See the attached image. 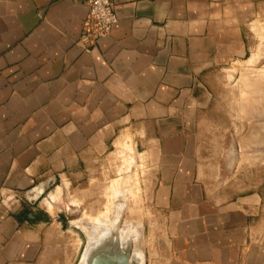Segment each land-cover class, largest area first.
Listing matches in <instances>:
<instances>
[{
	"label": "crops",
	"instance_id": "obj_1",
	"mask_svg": "<svg viewBox=\"0 0 264 264\" xmlns=\"http://www.w3.org/2000/svg\"><path fill=\"white\" fill-rule=\"evenodd\" d=\"M87 11L0 0V264H63L64 189L117 146L125 165L138 152L152 170L163 228L151 264H264V191L214 187L203 133L217 73L264 58V0H115L119 20L96 44L81 38ZM108 208L72 223L89 236Z\"/></svg>",
	"mask_w": 264,
	"mask_h": 264
},
{
	"label": "rangeland",
	"instance_id": "obj_2",
	"mask_svg": "<svg viewBox=\"0 0 264 264\" xmlns=\"http://www.w3.org/2000/svg\"><path fill=\"white\" fill-rule=\"evenodd\" d=\"M255 36V49L261 50L264 38L257 33ZM216 76L220 78L215 82L217 98L213 119L216 126L203 129L206 141L204 155L210 160L212 184L214 187L228 185L238 192L252 189L264 191V128H259L262 126L259 118L264 109V58L249 66L246 62L237 63L218 72ZM247 125L249 131L261 133L257 140L262 144L258 149L251 150L249 142L256 138L252 132L241 139L243 147L240 148V135L246 132ZM118 150L117 146L97 167L88 172L83 186L64 189L57 212L72 223V220L81 218L85 212L94 215L102 211L110 201L115 208H108L107 213L111 212L112 216L103 215L95 219V224L112 223L122 208L119 214L121 229L124 225L137 226L140 237L135 239L136 250L144 254L145 264H151L158 259V251L162 248L163 228L151 203L152 170L138 152V165L135 167L131 163L130 167L129 162L125 165ZM121 169L126 170L127 174ZM70 199L77 200L79 206L67 209L66 204ZM70 223L60 224L63 231L60 237L63 264H84L85 253L81 260H77L82 238L75 224ZM94 230L91 228V232Z\"/></svg>",
	"mask_w": 264,
	"mask_h": 264
},
{
	"label": "water",
	"instance_id": "obj_3",
	"mask_svg": "<svg viewBox=\"0 0 264 264\" xmlns=\"http://www.w3.org/2000/svg\"><path fill=\"white\" fill-rule=\"evenodd\" d=\"M58 220L61 224L70 223L61 213ZM104 227H107L108 231ZM100 228H103L101 229L103 233L97 232L95 236L96 242L94 243L92 241V243L89 242V237L85 232L78 228L76 229L82 238V245L80 246L77 260H81L82 255L86 253L84 258L85 264H145L144 254L136 252L134 249L132 234L123 235L125 237L123 241L120 239L122 231L120 216H117L113 224L103 223Z\"/></svg>",
	"mask_w": 264,
	"mask_h": 264
},
{
	"label": "built area",
	"instance_id": "obj_4",
	"mask_svg": "<svg viewBox=\"0 0 264 264\" xmlns=\"http://www.w3.org/2000/svg\"><path fill=\"white\" fill-rule=\"evenodd\" d=\"M85 2L88 11L83 20L81 38L96 44L110 33L119 20L115 11V0H85Z\"/></svg>",
	"mask_w": 264,
	"mask_h": 264
},
{
	"label": "bare ground",
	"instance_id": "obj_5",
	"mask_svg": "<svg viewBox=\"0 0 264 264\" xmlns=\"http://www.w3.org/2000/svg\"><path fill=\"white\" fill-rule=\"evenodd\" d=\"M132 159V158H131ZM132 161V160H131ZM120 183V182H119ZM118 187V186H117ZM118 190V189H117ZM59 191V190H58ZM117 195V194H116ZM118 196H120V195H118ZM53 202V201H52ZM50 205V204H49ZM50 207V206H49ZM51 207H53V205L51 206ZM51 209V208H50ZM121 210H122V208H121ZM121 210L119 211V212H117V214H116V216L114 217V219H113V222L112 223H106V222H101V223H99V224H93V223H91V222H89L88 224L90 225V226H94V228H95V230L90 234L91 236H88V234L84 231V230H82L83 232H85L86 233V235L89 237V242L90 243H94V242H96V234H97V232L99 233V232H101L102 230L101 229H103V228H100V226H101V224H103V223H105V224H109V225H111V224H113L114 223V221L117 219V216H119V214H120V212H121ZM105 228V227H104ZM107 228V227H106ZM105 228V229H106ZM139 229V228H138ZM80 230V229H79ZM107 231H108V229H106ZM105 230V231H106ZM122 231H121V240L123 241L124 240V236L123 235H125V234H128V235H130V234H132V236H133V239H134V249H135V251L136 252H140V253H142V251L141 250H136V247H135V239L136 238H138V236L140 237V231L139 230H137V226H135V225H133V224H131V225H129V226H123L122 227V229H121ZM103 232H101L100 234H102ZM128 237V236H127ZM130 237V236H129ZM92 241V242H91ZM86 254V253H85ZM84 264H85V262H84Z\"/></svg>",
	"mask_w": 264,
	"mask_h": 264
}]
</instances>
